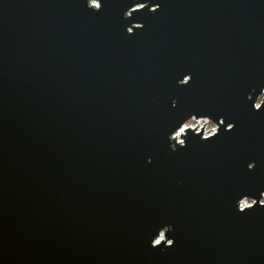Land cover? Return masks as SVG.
I'll return each mask as SVG.
<instances>
[{
	"label": "water",
	"instance_id": "obj_1",
	"mask_svg": "<svg viewBox=\"0 0 264 264\" xmlns=\"http://www.w3.org/2000/svg\"><path fill=\"white\" fill-rule=\"evenodd\" d=\"M262 87L264 0H0V264H264Z\"/></svg>",
	"mask_w": 264,
	"mask_h": 264
},
{
	"label": "clouds",
	"instance_id": "obj_2",
	"mask_svg": "<svg viewBox=\"0 0 264 264\" xmlns=\"http://www.w3.org/2000/svg\"><path fill=\"white\" fill-rule=\"evenodd\" d=\"M88 7V5H87ZM145 7H147L146 4L144 3H138L136 4L133 8L128 9L125 13H124V18L128 19L132 16V13L135 11H139V10H143ZM101 5L100 4H96V11H100ZM159 10V5H154L152 8H150L151 12H156ZM131 13V14H129ZM144 26L140 23H136L132 26H129L126 28V32L129 35L134 34V30L135 29H142ZM192 80V76L190 74H187L183 77V79L179 80L178 83L181 86L184 85H188ZM254 91V90H253ZM249 99H251V95L248 97ZM177 104V102L175 100L172 101V106L175 107ZM253 109L255 111H261L262 109H264V87H262L260 89L259 94L256 96L255 102L252 105ZM193 121H195V123H193ZM205 125L207 126L205 128ZM224 125V120L223 118H221L219 120V123L214 122L210 117L208 116H201L199 118H197L196 115H192L190 118H188L187 120H185L174 132H172L170 134L169 140L173 141L178 137H182V139L179 140V148H183L186 147V139L185 137L187 136V134L189 133V131H191L194 135H201V139L203 140H209L211 138H214L218 135L219 131H220V127ZM235 127L234 124L229 123L225 129V131H231L233 128ZM170 149L172 151H177L178 147L176 146V144L174 143H170ZM255 168V162L249 163L248 164V169L251 171ZM257 203H259L260 206H264V192H262L260 194V199L259 201H257L255 198H251L249 197L248 200H245L244 205H241L239 207H237L238 211L243 213L246 210H250L252 209L254 206L257 205ZM249 205H251L249 207ZM173 227L171 226L169 228V232L173 231ZM164 237L161 236V240H163ZM161 240H156L155 243H152L151 241V246L153 248H157L160 245ZM175 241L174 239L168 238L167 242L163 245L164 247H172L174 245Z\"/></svg>",
	"mask_w": 264,
	"mask_h": 264
},
{
	"label": "built area",
	"instance_id": "obj_3",
	"mask_svg": "<svg viewBox=\"0 0 264 264\" xmlns=\"http://www.w3.org/2000/svg\"><path fill=\"white\" fill-rule=\"evenodd\" d=\"M193 123H195V121H193ZM206 127H207V126L205 125V128H206ZM244 202H245V199L241 200V201L239 202V206L244 205Z\"/></svg>",
	"mask_w": 264,
	"mask_h": 264
},
{
	"label": "bare ground",
	"instance_id": "obj_4",
	"mask_svg": "<svg viewBox=\"0 0 264 264\" xmlns=\"http://www.w3.org/2000/svg\"><path fill=\"white\" fill-rule=\"evenodd\" d=\"M178 141L180 140V137L176 138Z\"/></svg>",
	"mask_w": 264,
	"mask_h": 264
},
{
	"label": "rangeland",
	"instance_id": "obj_5",
	"mask_svg": "<svg viewBox=\"0 0 264 264\" xmlns=\"http://www.w3.org/2000/svg\"><path fill=\"white\" fill-rule=\"evenodd\" d=\"M178 141V140H177ZM245 200H248V199H245Z\"/></svg>",
	"mask_w": 264,
	"mask_h": 264
}]
</instances>
